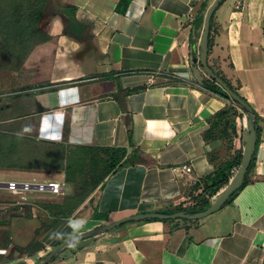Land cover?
<instances>
[{
    "label": "crops",
    "instance_id": "1",
    "mask_svg": "<svg viewBox=\"0 0 264 264\" xmlns=\"http://www.w3.org/2000/svg\"><path fill=\"white\" fill-rule=\"evenodd\" d=\"M121 1L48 0L42 40L16 85L34 98L43 139L108 147L130 163L102 182L90 218L55 217L37 194L1 204L0 264H40L108 220L186 208L207 177L243 154L248 116L204 85V20L214 0H131L124 13ZM208 64L259 116L247 186L202 220L125 225L49 264H264V0L223 2Z\"/></svg>",
    "mask_w": 264,
    "mask_h": 264
},
{
    "label": "rangeland",
    "instance_id": "2",
    "mask_svg": "<svg viewBox=\"0 0 264 264\" xmlns=\"http://www.w3.org/2000/svg\"><path fill=\"white\" fill-rule=\"evenodd\" d=\"M47 1L0 0V182L60 183L61 189L37 193L0 188V205L16 202L13 195L23 198L28 194L31 198L37 194L51 204L55 217L77 214L90 218L100 183L119 164L130 162L125 159L126 152L103 146L79 147L66 139L50 141L41 137L34 98L18 89L16 82L23 77L27 55L42 40L37 32L38 18ZM233 105L236 113L241 110L248 116L240 105ZM213 197L210 193L195 194L186 208H201Z\"/></svg>",
    "mask_w": 264,
    "mask_h": 264
},
{
    "label": "water",
    "instance_id": "3",
    "mask_svg": "<svg viewBox=\"0 0 264 264\" xmlns=\"http://www.w3.org/2000/svg\"><path fill=\"white\" fill-rule=\"evenodd\" d=\"M225 0H214L212 5L208 8L205 20H204V29H203V38H202V53L200 55V63L203 66L208 77L219 85L228 95L233 99V102L240 105L248 114L247 119V131L244 134V150L242 154L241 163L237 172V175L229 183L226 189H224L220 194H218L216 200L211 204V206L203 211L196 214H188L185 212H178L174 214H162L159 212L136 214L128 216L105 225H102L98 228H95L91 231L83 233L78 236H74L65 240L61 245L56 247L40 264H49L64 248L77 244L79 242L101 236L103 234L109 233L113 230H116L122 226L140 223L149 220H159V221H198L202 220L222 209L228 200L241 188L243 185L244 179L247 175V172L253 161L256 148H257V130H256V115L254 110L246 103L237 93H235L226 82L220 78L209 66L208 56H209V45H210V34H211V22L216 13ZM5 183H0V188H5Z\"/></svg>",
    "mask_w": 264,
    "mask_h": 264
},
{
    "label": "trees",
    "instance_id": "4",
    "mask_svg": "<svg viewBox=\"0 0 264 264\" xmlns=\"http://www.w3.org/2000/svg\"><path fill=\"white\" fill-rule=\"evenodd\" d=\"M131 0H122L119 7H118V11L120 12H125L128 5L130 4ZM43 12V11H42ZM68 13V15L73 18L74 14H73V11L71 10H67L66 11ZM41 15L42 13L40 14L39 18H38V23H39V20L41 18ZM38 34H40V32L37 30ZM41 35V34H40ZM209 48H210V45H209ZM217 74V73H216ZM219 76V74H217ZM220 78H222L226 84L235 92L237 93L239 96L240 94L237 92V89L234 88L232 86V84H230L228 81H226L223 77L219 76ZM205 87L224 97L225 99L227 100H230L233 102V99L231 97H229V95L219 86L217 85L215 82H213L212 80H209L207 81L205 84ZM241 97V96H240ZM246 103H248L243 97H241ZM249 104V103H248ZM250 105V104H249ZM251 107V106H250ZM252 108V107H251ZM253 109V108H252ZM244 110V109H243ZM254 110V109H253ZM246 112V110H244ZM255 115H256V122H255V125H256V130H257V146H258V142H259V137H260V127H259V123H260V120H259V116L258 114L254 111ZM227 113H224V115H226ZM79 147H87V146H79ZM241 159H242V155H239L237 156V158L234 160V161H231V162H228L226 163L220 170H218L215 174L209 176L206 178L205 180V189L203 191V194H211L212 196H217L218 194H220L224 189L227 188V186L229 185V183L232 181V179L235 178V176L237 175V172H238V169H239V166H240V163H241ZM254 159L255 157L253 158V161L251 163V166L247 172V175L244 179V182H243V185L241 186V188L228 200V202L226 203V205L230 204L235 198L236 196L239 194L240 191H242L246 186L247 184L249 183V180H248V176L250 174V171L253 167V164H254ZM137 160V157H134V161ZM117 160H114V163L117 164ZM119 166V165H118ZM120 167V166H119ZM118 167V168H119ZM116 171V170H115ZM114 171V172H115ZM103 182V181H102ZM102 183H100L101 185ZM212 202H207L206 205H204L203 207L201 208H177V209H170V210H165V211H161L159 213H162V214H174V213H178V212H185V213H188V214H196V213H199V212H203L205 210H207L210 206H211ZM225 205V206H226ZM102 216L98 213V211L96 210L95 211V214H94V218H101ZM155 221H159V220H155ZM184 221H188V220H184ZM173 222H176V221H173Z\"/></svg>",
    "mask_w": 264,
    "mask_h": 264
},
{
    "label": "built area",
    "instance_id": "5",
    "mask_svg": "<svg viewBox=\"0 0 264 264\" xmlns=\"http://www.w3.org/2000/svg\"><path fill=\"white\" fill-rule=\"evenodd\" d=\"M181 171L185 174H191L193 169L190 165H183L180 168ZM176 169V170H177ZM5 183L6 189L12 192H19V191H30V192H37V193H56L61 189L60 183H31V182H0Z\"/></svg>",
    "mask_w": 264,
    "mask_h": 264
}]
</instances>
